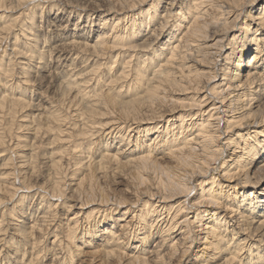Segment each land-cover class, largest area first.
<instances>
[{
    "label": "bare ground",
    "instance_id": "bare-ground-1",
    "mask_svg": "<svg viewBox=\"0 0 264 264\" xmlns=\"http://www.w3.org/2000/svg\"><path fill=\"white\" fill-rule=\"evenodd\" d=\"M82 6L90 26L77 23L63 39L56 70L49 74L41 63L47 45H38L35 37L26 50L18 33L11 43L14 22L0 19V148L8 145L4 117L14 118L20 107L33 104L22 82L11 86L6 80L16 69L4 59L11 45L23 59L21 74L28 78L37 61L42 79L56 78V92L74 116L67 130L68 116L38 107L50 144H64L62 155L49 152L43 158L53 172L47 185L64 197L61 204L43 206L46 214L67 216L57 224L66 236L63 264L88 244L86 235L99 241L83 252L91 263L264 264V0H105ZM96 18L98 29L92 27ZM33 120L26 126L36 142L43 125ZM101 133L90 156L93 138ZM75 139L88 146L71 144ZM18 143L14 169L21 186L15 170L0 172V190L8 197L3 206L18 199L13 209L19 205L22 211L27 201L25 195L17 198L22 185H37L40 176L35 145L28 138ZM64 155L73 160L68 179ZM122 171L132 184L125 191L132 202L124 192L111 197L99 188L101 180ZM108 212L111 217H104ZM55 217L48 226H55ZM0 221L1 235L6 228L5 219ZM38 222L30 217L27 227L16 222L15 236L34 244L35 231L43 229ZM54 235L55 244L60 236ZM14 242L19 251L21 242L13 237ZM24 256L26 251L22 264L32 261Z\"/></svg>",
    "mask_w": 264,
    "mask_h": 264
},
{
    "label": "rangeland",
    "instance_id": "rangeland-1",
    "mask_svg": "<svg viewBox=\"0 0 264 264\" xmlns=\"http://www.w3.org/2000/svg\"><path fill=\"white\" fill-rule=\"evenodd\" d=\"M84 2H86L88 4L89 3L90 4L91 3L102 4L103 2H105V0H49V1L48 0H28V4L26 2L24 5L22 3H18L17 0H0V19L2 18L3 21L4 20L7 21V20L11 19V22L12 21L14 22L12 25L13 26L15 25V27H14L15 30L12 29L10 32V39L9 40L11 41V43L13 42V38H14L12 36L15 33H18V34H21L20 40L24 41L23 45H25L26 50H27L28 44L30 42H32V40L35 39V37L39 41L38 45H40V46H42V45L46 46L47 45L46 56L48 58L45 56V58L42 60L41 63H44L45 67L48 68L46 70V72H48L47 74H49V72L51 73V71H52V73H53L56 70V65L58 63V59H56L55 54H56L57 49L61 47L63 39L65 40L66 38L70 37L73 34V32H75L74 29H75V25L77 23H79V24L81 23L82 26H84V25L90 26V23L88 22L89 24H87V22H86L87 21V18H86L87 14L85 13L86 11H84L82 9L84 7V6H82V4ZM1 3H3V4H1ZM77 4H78V6H77ZM3 17H5V18H3ZM6 21H4V22H6ZM92 24H94V26L92 25L93 28L98 29L99 27H101V25H99L97 23V18L94 21H92ZM84 30H85V28H84ZM29 31H31L32 33ZM80 31L81 30H79V33H81ZM22 32H23V34L28 33L26 38L24 36H22ZM34 33L36 36L34 35ZM25 39H27V40H25ZM10 47L8 48V50L6 52H4V54L6 55V56H4V59L6 61H9V62L11 61L10 62L11 65L15 66L13 68L14 69L16 68V69H15L14 74L11 77L9 76L8 78H6V80H9V84H11V86H12V84L15 85L16 82H18V83L22 82L23 85L22 84H20V85H22V87L25 86V88H27L24 92L27 100L33 104L30 106L20 107V111H17V113H15V115L13 114L15 116L14 118L12 117L10 119L9 115L4 117V122L2 123V128H3V131L5 129V139L7 141L8 147L3 146L2 148H0V172L1 173L2 172L8 173V172H12L13 170H15L16 171V173H15V175H16L15 179L16 180L15 181H16L17 185L19 184V186H21L20 180H22V179L18 178V169L17 168L14 169V164L20 161L19 160L20 152L18 150V147H16V145H17L19 140H23V139L28 138V139H30V142L32 143V145L33 144L35 145L36 156L33 160V163H34L36 172L40 176V179H39V182L37 183V185L35 184V185L30 186L31 189L22 185V189L20 191L19 197H17V198H20L23 195H25L24 196L25 200H27L24 202L26 204H24V209L22 211H21V208L18 207L19 205L17 207H15V209H13L14 206L18 203V199H15V201H14L15 205H13L14 203L12 204V202H7L6 206H3L4 205L3 201H5L8 197H6L5 194L3 193V191L0 190V196H1L0 197V203H1V201L3 203L2 205H0L1 206L0 207V209H1L0 215L2 214V212H4L3 216L2 215L0 216V220H2V218L5 219L6 222L4 221L2 225H3V228H6V231H7V232L6 231L2 232L3 234L0 235V238L3 239L2 240L3 242H0V244H1L0 245V251H1L0 252V255H1L0 256V264H22L23 260L21 261V259L23 258L22 256H23V253L25 251H26V256H24L26 259L25 261H30V259L32 260L31 262H27L28 264H57V262H58V264L59 263L63 264L62 258L65 254V251H66L65 246H64V244H66V242H65L66 236H65L63 226L62 227L57 226V224H59L61 222L62 223L66 222L67 216H65L64 214L61 215L57 211L46 214V213H44L43 206L46 205L48 201H52L55 203L59 202L61 204L64 202V199H63L64 197H61L58 193H54L52 191V188H50V186L47 185V177L49 174H53V172L51 171L50 168L48 169V167H45V165L43 163V160H44L43 158L47 155L50 156L49 155L50 153H54V155H53L54 158H57L58 156L62 155L60 150L64 146V144H58L55 146H52L50 144V138L51 137L47 133L43 134L44 128L46 129L47 124L45 122H41V120H39L40 117L37 116L38 113L41 111V110H38V107L41 106V109L46 111V112L44 111V113L49 112V113H56L60 116H66V117L68 116L69 117L68 123L65 125L67 130L72 129L73 126L71 125L70 122L75 121V120H73L74 116L71 115V112L69 110L70 104L68 103V101L67 100L62 101L61 99L63 98V95L59 92H56L55 86L58 84L56 78H54L55 79L54 80L52 76L48 75L47 79L46 78L42 79L41 74H40L41 68L39 69V67L36 66L37 61L32 62V64H33L32 70H34V71L30 72L31 75L29 74L28 78L24 77L23 74H21L22 70H20L21 69L20 68L21 67L20 62H21V60H23L21 58V54L18 53V55L16 54V56H15L14 55L15 50L14 51L11 50L14 48V46L11 45ZM24 52L25 51H23V53ZM50 54H51L52 58L49 56ZM10 57H12L13 59L17 58L15 61L16 65L14 64V60H12V58H10ZM47 60H49V61H47ZM34 64H36V65H34ZM64 70L66 71V69H64ZM4 81H5V79H4ZM17 89H19V87H17ZM3 90L4 89L2 88V86L0 84V92ZM16 91H18V90H16ZM8 93H11V90H9ZM54 95H55V97H54ZM33 116H34V118H33L34 120L32 119ZM29 120H33V124H34V122H36V124L39 123V124L43 125V129L41 131L42 134L40 133L41 134L40 138L38 136V139L36 140V142H34L35 139L33 137H31V135L29 134L30 130H28L27 126H26V124L29 123L28 122ZM69 120H70V122H69ZM68 124H70V125H68ZM15 128H16V130H15ZM102 136H104V134L101 133V134H97V136L95 135V137L93 138V140L96 141L95 142L96 145L94 144L92 146V151H91V149L89 150L90 156H92V154H93L92 152H94L95 147L103 139ZM100 137H101V139H100ZM99 140H100V142H99ZM18 144H20V143H18ZM71 144H77V146L79 148L83 147V149L88 146V142L84 141L83 139H77V140L75 139L71 142ZM16 150H18V152ZM62 159H61L62 160L61 164L63 167V172L68 171V177H67V179H68L70 177V175L73 174V172H74L73 168H71L72 165L70 166V163H73V160L70 158L69 155H64L62 157ZM126 178H127V176L125 177V172L122 171V173L119 174L115 179H114V177H112V178L109 177V179L107 178L105 180H101L99 182V188L104 187V188L108 189L107 192L110 194L111 197H115V196L118 197V195H120L122 192H124L125 196L128 199L127 202H129V201L132 202V199H134V197L131 194H128L127 192H125L128 189L130 190V186L132 185V184H130L129 179L128 178L126 179ZM263 186H264V184L260 185V187H263ZM2 195H4V196H2ZM51 195L54 196L55 198L52 197ZM4 197H5V200H4ZM41 200L42 201L44 200L43 203ZM7 208L9 210H10V208H12V210L14 211V215L16 214L18 217L17 219L18 220L20 219L21 221L16 220L15 219L16 217H14L13 214H12V216L9 215L10 211ZM4 209H5V211H4ZM24 210H25V213L23 212ZM124 210H125V208H122V210L118 209V210L114 211L113 213H111L113 217H111V214H109V212H108V214L104 215V217H106V218L111 217L112 218L111 220H113V219H115L116 214L120 215V214L125 212ZM4 214H5V217H4ZM54 215H56V217ZM29 217L31 220L36 221V222L39 220L38 223H39L40 227L44 229V231H43V229H40V230L37 229V231H35V236L36 237L38 236L37 237L38 239L34 240V242H35L34 244H31V242H30V243H27V245H25L27 241L25 240L26 242H24L23 236L21 234H16V236H15L16 231H13V230L16 229V227H14L16 225V222H17V224L20 223L22 226L27 227ZM54 217L58 219L57 221H55V223L57 222L55 224L56 227L55 226L53 227L52 224L48 226L49 222L50 223L53 222V221H51L52 220L51 218H54ZM40 222H41V224H40ZM0 223H2V222L0 221ZM44 227L45 228L47 227V228L45 229ZM55 233L58 236H60V239L57 240L58 244H57V242H55V244L52 242L54 239ZM5 235H6V237H5ZM63 235H64V237H63ZM3 237H5L6 239L4 240ZM13 237L17 238L18 242H21V245L19 244L21 246V249L19 248V251H17V249L15 248L16 243L15 242L13 243ZM84 239L88 241V244L84 245V248H82L83 250L78 249L79 252L78 251L75 252L76 256L73 259L74 261L73 260L69 261V264H86V263L87 264H99V263H94V262L91 263V262L87 261V259L85 257L86 254L83 253V252H87V251L94 249L95 248L94 243L99 242V241L97 240V238L95 236L89 237L86 235V237H84ZM5 241H7V242H5ZM62 241H63V243H62ZM89 241L91 244H89ZM60 244H62V246ZM54 245H55V247H54ZM31 251H33V253L35 252L34 255L32 256L33 258L29 257V254H28V252L30 253ZM61 259H62V261H60ZM65 264H68V263H65Z\"/></svg>",
    "mask_w": 264,
    "mask_h": 264
}]
</instances>
